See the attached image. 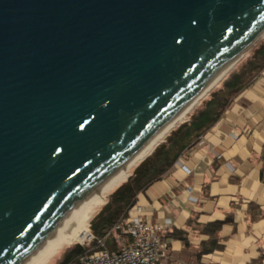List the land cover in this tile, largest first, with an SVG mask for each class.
Instances as JSON below:
<instances>
[{
	"label": "water",
	"instance_id": "95a60500",
	"mask_svg": "<svg viewBox=\"0 0 264 264\" xmlns=\"http://www.w3.org/2000/svg\"><path fill=\"white\" fill-rule=\"evenodd\" d=\"M264 37V0H0V264L70 216Z\"/></svg>",
	"mask_w": 264,
	"mask_h": 264
},
{
	"label": "crops",
	"instance_id": "0c3cea01",
	"mask_svg": "<svg viewBox=\"0 0 264 264\" xmlns=\"http://www.w3.org/2000/svg\"><path fill=\"white\" fill-rule=\"evenodd\" d=\"M250 66L257 76L203 142L136 197L142 219L164 229L160 264H264V57Z\"/></svg>",
	"mask_w": 264,
	"mask_h": 264
},
{
	"label": "trees",
	"instance_id": "16d2710c",
	"mask_svg": "<svg viewBox=\"0 0 264 264\" xmlns=\"http://www.w3.org/2000/svg\"><path fill=\"white\" fill-rule=\"evenodd\" d=\"M257 56L264 57V39L199 101L185 121L177 124L166 134L107 197L101 210L89 221L88 228L93 236V240L88 245L90 247L84 249L74 245L65 252L58 264H79L81 256L99 249V242L111 251L120 250L116 240L118 233L112 231L114 226L122 224V220L136 202L137 195L161 180L173 168L179 157L192 149L217 123L234 97L251 85L257 73L250 65ZM261 157L264 160V146ZM216 241L213 239L209 243L211 248L208 251L218 248Z\"/></svg>",
	"mask_w": 264,
	"mask_h": 264
},
{
	"label": "built area",
	"instance_id": "2783aa9c",
	"mask_svg": "<svg viewBox=\"0 0 264 264\" xmlns=\"http://www.w3.org/2000/svg\"><path fill=\"white\" fill-rule=\"evenodd\" d=\"M199 142H203L202 137ZM181 169L186 175L190 174L185 166H181ZM141 215L142 208L135 202L122 224L112 229L118 233L116 240L119 251H111L99 242V249L81 256L79 264H160L165 257V244L161 238L164 229L161 225L145 222ZM88 238L89 241L93 240L90 234Z\"/></svg>",
	"mask_w": 264,
	"mask_h": 264
},
{
	"label": "bare ground",
	"instance_id": "6f19581e",
	"mask_svg": "<svg viewBox=\"0 0 264 264\" xmlns=\"http://www.w3.org/2000/svg\"><path fill=\"white\" fill-rule=\"evenodd\" d=\"M232 67L227 68L224 72H222L210 85V87L201 95L199 100L195 102L192 106L188 107L185 111H183L179 117L173 121L169 126L159 132L150 143L134 157L124 168L119 170L103 187V189L93 196L92 198L85 201L69 218L67 225L61 231L58 238L52 245V248L48 255L38 264H47L51 258L58 253L61 249L66 246L77 242H84L88 236L89 231L87 230V223L89 217H91L95 211L99 208L102 203V198L113 191L115 188L121 184L125 178L128 177L129 172L139 164L143 160L144 157L148 155V153L169 133L179 122L186 118V115L201 101L204 96L210 92L231 70Z\"/></svg>",
	"mask_w": 264,
	"mask_h": 264
},
{
	"label": "rangeland",
	"instance_id": "374dc122",
	"mask_svg": "<svg viewBox=\"0 0 264 264\" xmlns=\"http://www.w3.org/2000/svg\"><path fill=\"white\" fill-rule=\"evenodd\" d=\"M264 39V37L263 38H261V39H259L258 40V42L254 45V46H252L247 52H246V54H245V56L242 58V59H244L247 55H249L250 54V52L262 41ZM241 59V60H242ZM241 62V61H240ZM239 62V63H240ZM234 68V67H233ZM216 87V86H215ZM214 87V88H215ZM213 88V89H214ZM211 91V90H210ZM208 94V93H207ZM206 94V95H207ZM205 95V96H206ZM204 96V97H205ZM192 111V110H191ZM190 111V112H191ZM189 112V113H190ZM189 113L186 115V118L184 119V120H182L181 122H183V121H185L186 119H187V117H188V115H189ZM181 122H179V123H181ZM178 123V124H179ZM138 165V164H137ZM137 167V166H136ZM135 167V168H136ZM135 168H133L130 172H129V174H128V176L133 172V170L135 169ZM126 179V178H125ZM120 185V184H119ZM116 189V188H115ZM114 189V190H115ZM113 190V191H114ZM113 191H111L109 194H107L106 196H104L103 198H102V203H101V205L99 206V208L95 211V213L91 216V217H89V219H88V223H87V230L89 231V234L91 235V232H90V230H89V228H88V224H89V221L91 220V218H93L100 210H101V208L103 207V205H104V203L106 202V199H107V197L113 192ZM89 237V236H88ZM89 238H87L84 242H82V243H77V242H74V243H72V244H70V245H68V246H66L65 248H63V249H61L58 253H56L52 258H51V260L50 261H48V263L47 264H58L61 260H62V257H63V255L65 254V252H67L70 248H72L74 245H78V246H80V247H82V248H88V247H90V246H88V245H90V243H91V241H89L88 240Z\"/></svg>",
	"mask_w": 264,
	"mask_h": 264
}]
</instances>
